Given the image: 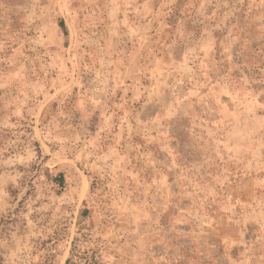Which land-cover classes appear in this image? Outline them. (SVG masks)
I'll use <instances>...</instances> for the list:
<instances>
[{
	"label": "rangeland",
	"instance_id": "obj_1",
	"mask_svg": "<svg viewBox=\"0 0 264 264\" xmlns=\"http://www.w3.org/2000/svg\"><path fill=\"white\" fill-rule=\"evenodd\" d=\"M0 264H264V0H0Z\"/></svg>",
	"mask_w": 264,
	"mask_h": 264
},
{
	"label": "trees",
	"instance_id": "obj_2",
	"mask_svg": "<svg viewBox=\"0 0 264 264\" xmlns=\"http://www.w3.org/2000/svg\"><path fill=\"white\" fill-rule=\"evenodd\" d=\"M59 25L62 27V28H65V25L63 23V21H60L59 22ZM56 180L58 181L59 184H61L63 182V176L61 173H59L57 176H56Z\"/></svg>",
	"mask_w": 264,
	"mask_h": 264
}]
</instances>
